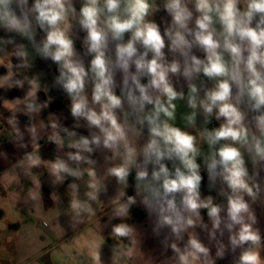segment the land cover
<instances>
[{
  "label": "clouds",
  "instance_id": "clouds-1",
  "mask_svg": "<svg viewBox=\"0 0 264 264\" xmlns=\"http://www.w3.org/2000/svg\"><path fill=\"white\" fill-rule=\"evenodd\" d=\"M37 60L55 66L50 83ZM0 69V120L24 149L8 183L29 181L42 204L46 169L59 209L66 185L63 237L109 209L63 260L264 264V0H0ZM52 89L67 114L45 122Z\"/></svg>",
  "mask_w": 264,
  "mask_h": 264
},
{
  "label": "crops",
  "instance_id": "crops-1",
  "mask_svg": "<svg viewBox=\"0 0 264 264\" xmlns=\"http://www.w3.org/2000/svg\"><path fill=\"white\" fill-rule=\"evenodd\" d=\"M76 47L78 49L81 48L79 40L76 42ZM36 63V71L44 72L46 74L44 82L50 83L52 76L56 74L55 66L51 65L50 67L49 64L39 60ZM3 71V69H0V73H3ZM14 91H18V96L23 94L20 90ZM40 95L43 97V92ZM49 95L56 98V102L41 115V119H44L45 122L49 111H63L67 114V109L63 106L67 105L68 101L54 89L50 90ZM184 111L186 109L183 105L178 106V124L180 123L179 113ZM70 122L69 120L68 123ZM27 124V118L20 116L21 128L24 129ZM25 139H28L27 132H25ZM14 140L15 135L11 134V131L9 137L0 136V218H5V225L10 231L3 238L4 244L1 245L0 243V264H72L71 261L63 260L56 249L61 247L65 241H70L80 232L85 235L82 236L75 247L77 249L82 248L88 239L86 234L95 229L97 222H103L107 219L109 209L101 205L97 209L96 216L88 217L85 223L75 231L66 230L63 237L59 224L61 227H66L67 225V216L63 213L67 210L71 199L66 185L55 190L56 195L63 201V204L60 205L62 214L59 216L60 209L57 208L55 203L57 197H52L53 190L46 183V169L35 170L41 177L42 204L39 201L38 189L34 188L29 181H22L20 185L8 183L11 178L7 177L5 171L11 168L24 153L23 148L12 142ZM40 143L43 145L41 148L42 157L44 159H53L56 155L55 146L46 144L44 140H41ZM28 150H31L30 145ZM28 193L37 197L34 208L31 206V202H25V197ZM137 219L143 221L144 215L142 212H137ZM129 222L131 223V221ZM261 227L264 229V217L261 218ZM0 232L2 231L0 230ZM104 235L106 236L107 245H111L113 241L108 238L107 233H104ZM125 243L127 242L125 241ZM151 247L152 244L149 241L145 246V251H148ZM103 257L105 261H108L110 257L109 247L107 246L103 249ZM129 264H144V260L137 258L130 261Z\"/></svg>",
  "mask_w": 264,
  "mask_h": 264
},
{
  "label": "rangeland",
  "instance_id": "rangeland-1",
  "mask_svg": "<svg viewBox=\"0 0 264 264\" xmlns=\"http://www.w3.org/2000/svg\"><path fill=\"white\" fill-rule=\"evenodd\" d=\"M0 95H3V93H0ZM19 93L18 91L12 90L10 93H8L4 98H7L9 100L14 99L18 97ZM22 96V94L20 95ZM7 105H3V100L0 99V114H2L4 117L8 116V111L6 109ZM3 129H7V131H3ZM11 129L7 126L6 121L0 120V136L9 137L10 136ZM0 243L1 245L4 244V236L6 234H9L10 231L7 229L5 225V218H0Z\"/></svg>",
  "mask_w": 264,
  "mask_h": 264
}]
</instances>
